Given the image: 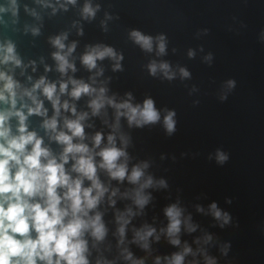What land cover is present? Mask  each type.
Here are the masks:
<instances>
[{"label":"clouds","instance_id":"1","mask_svg":"<svg viewBox=\"0 0 264 264\" xmlns=\"http://www.w3.org/2000/svg\"><path fill=\"white\" fill-rule=\"evenodd\" d=\"M119 20L110 0H0V264H233L232 242L210 230L237 228L232 213L202 203L205 193L186 201L173 188L166 162L175 164L176 154L138 148L137 131L173 137L177 111L151 94L114 89L123 50L82 43L86 25L108 34ZM209 34L198 28L193 39ZM41 39L46 50L36 51ZM126 39L147 57L141 69L149 77L180 81L189 96L199 95L185 83L189 68L165 59L180 51L170 49L166 32L129 28ZM257 40L264 44V28ZM184 55L209 67L215 61L204 44ZM236 86L222 81L217 99L227 101ZM207 159L223 167L230 154L217 147Z\"/></svg>","mask_w":264,"mask_h":264},{"label":"water","instance_id":"2","mask_svg":"<svg viewBox=\"0 0 264 264\" xmlns=\"http://www.w3.org/2000/svg\"><path fill=\"white\" fill-rule=\"evenodd\" d=\"M120 20L111 25L108 34L95 23L85 26L83 42L103 41L123 50L124 72L116 74V90H132L138 99L151 94L158 106L174 108L178 114V131L164 137L159 128L134 132L138 148L158 155L174 153L175 164L166 162V175L173 188L183 189L186 201L205 193L207 205L216 201L230 211L237 228L211 229L222 239L232 242L230 258L233 264H264V44L257 33L264 28V0H110ZM235 18V19H233ZM240 22L246 25L241 29ZM231 25L233 31L227 30ZM207 27L210 34L202 40L193 39L198 28ZM139 28L147 33L166 32L171 52L165 59L186 65L193 79L185 83L200 88L198 96H189L180 81L172 83L154 80L142 71L147 57L130 42L126 32ZM54 30L48 25L47 31ZM239 33V34H237ZM204 44L215 55L214 64H202L199 56L189 60L184 55L188 47ZM39 49L46 50L43 39ZM228 78L237 82L228 100L216 97L220 83ZM200 99L193 106V99ZM217 147L230 154L223 167L207 159ZM181 152L200 153L196 158L179 159ZM157 194L159 205L167 201ZM232 197V205L224 203ZM196 219L205 227L208 217ZM165 250H167L165 248ZM223 264V262H222Z\"/></svg>","mask_w":264,"mask_h":264}]
</instances>
